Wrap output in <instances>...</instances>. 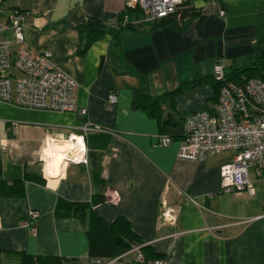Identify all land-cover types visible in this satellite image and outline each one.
<instances>
[{
	"label": "crops",
	"instance_id": "1",
	"mask_svg": "<svg viewBox=\"0 0 264 264\" xmlns=\"http://www.w3.org/2000/svg\"><path fill=\"white\" fill-rule=\"evenodd\" d=\"M188 2L200 19L115 31L124 0H1L0 20L11 10L26 12L25 44L48 50L54 68L75 81L85 114L0 102L8 134L0 137V264H103L88 254L94 217L123 220L161 264H264V182L250 169L252 195L219 192V166L233 152L176 158L185 115L215 101L213 63L230 70L264 39V0ZM89 18L114 32L82 50L79 27ZM110 92L115 103L107 101ZM86 121L111 132L83 135L85 164L63 160L48 171L39 158L48 139L80 135ZM163 134L167 145L159 144ZM162 201L176 210L173 224L161 220ZM29 211L37 212L33 231L20 226ZM117 257V264H131L134 252Z\"/></svg>",
	"mask_w": 264,
	"mask_h": 264
},
{
	"label": "built area",
	"instance_id": "2",
	"mask_svg": "<svg viewBox=\"0 0 264 264\" xmlns=\"http://www.w3.org/2000/svg\"><path fill=\"white\" fill-rule=\"evenodd\" d=\"M180 2L181 0H124L123 8L125 10L137 6L141 18L132 22H148L173 13ZM25 15L26 12L11 10L4 20H0V33L5 30L13 33V41L0 38V102L27 109L74 111L84 115L85 109L76 105L75 81L54 68L48 50L37 51L25 44L22 33ZM217 15H224L223 8H218ZM127 21L128 18L124 15L122 23ZM12 43L16 45L14 49L11 48ZM10 67L16 69L17 76L9 70ZM212 74L220 82L215 101L208 109L192 110L185 115L176 158L199 161L209 153L231 151L233 157L219 166V192L252 195L254 189L249 179V170L264 182V79L251 77L243 82L225 81L224 67L219 62L213 63ZM107 101L116 102L113 92L108 93ZM79 131L80 135L77 136L82 142L81 153L75 158L67 155L65 162H87L83 142V135L87 132H111L109 128L89 121L82 124ZM72 136L55 140L70 139ZM158 139L160 145L170 142V137L166 134L158 135ZM0 149L4 150L5 145L1 144ZM108 199L117 201L118 195L113 192ZM161 206V220L173 224L176 220L175 208L166 205L164 201ZM36 216L37 212L29 211L20 226L33 231ZM128 251L134 252V260L142 258L139 245L132 246ZM118 258H110L103 264H112ZM93 261L101 264L98 259ZM153 264H161V261L154 260Z\"/></svg>",
	"mask_w": 264,
	"mask_h": 264
},
{
	"label": "trees",
	"instance_id": "3",
	"mask_svg": "<svg viewBox=\"0 0 264 264\" xmlns=\"http://www.w3.org/2000/svg\"><path fill=\"white\" fill-rule=\"evenodd\" d=\"M130 11H135L139 17L128 19L127 22L122 23L124 15H127ZM196 16L198 17V19H200L201 13L197 12L194 8L189 7L188 0H181L180 4L176 6L175 11L163 18H158L148 22L145 21L132 22V20L141 18L140 10L136 6L132 9L127 8L121 12L119 21L117 22V25L115 26L114 30L118 31L121 30L122 28H128V27L135 28L142 24L154 25L166 19L170 20L174 26L180 27V25H182L185 20H190L191 18H194ZM114 30L106 29L102 27L99 20L94 18H89L85 25L79 27V34L81 36V39L83 40L82 50L85 47H87L92 41L96 40L101 35H103L104 32L106 31L114 32ZM263 45H264V39L260 40L259 44L255 46V49L251 54L256 56L258 53H261L264 50ZM244 69L247 68H240V66L233 67L230 70H225L224 68V80L233 81V82H243L251 77H259L264 79V74L263 75L257 74L256 76L251 75L242 79L240 77V72H242ZM202 80H207V79L204 77L197 79L193 82H198ZM210 81L215 86L217 92L220 82L214 78L213 74H211ZM164 95L167 94L158 96L156 100L162 99ZM79 208H81V206H78V209ZM131 235H132L131 232L129 231L126 223L123 220H116L110 224H105L99 218L94 217L90 221V225L87 233L88 254L91 258H102L103 260H108L110 258L117 257L120 254H123L126 251L130 250L132 246L139 245L133 241ZM146 247L147 246L139 245V252L142 258L139 261L133 260L131 264H153V261L154 259L157 258V256L153 253L152 256L149 258L144 253ZM118 260L119 258L112 264H117ZM149 261L152 262L147 263Z\"/></svg>",
	"mask_w": 264,
	"mask_h": 264
},
{
	"label": "bare ground",
	"instance_id": "4",
	"mask_svg": "<svg viewBox=\"0 0 264 264\" xmlns=\"http://www.w3.org/2000/svg\"><path fill=\"white\" fill-rule=\"evenodd\" d=\"M81 150V138L77 135L70 137V139L58 141L53 139L46 142L39 158L45 162L46 169L49 171L65 160L67 155L73 158L77 157L81 153Z\"/></svg>",
	"mask_w": 264,
	"mask_h": 264
},
{
	"label": "rangeland",
	"instance_id": "5",
	"mask_svg": "<svg viewBox=\"0 0 264 264\" xmlns=\"http://www.w3.org/2000/svg\"><path fill=\"white\" fill-rule=\"evenodd\" d=\"M11 33L10 31H3L0 33V38H4V37H10ZM10 39V38H9ZM16 47V45L14 43L11 44V48L14 49ZM264 47V45H263ZM240 66V68H247L244 69L242 72H240V77L243 79L247 76H251L254 75L256 76L257 74H264V50L261 53H258L256 56L249 54L247 55L242 61L237 62V66ZM234 66H232L231 68H233ZM250 67V68H249ZM9 70L13 71V73L17 76L18 72L16 71L15 68L10 67ZM226 70V69H225ZM12 83L14 82L13 78H11ZM174 127V126H173ZM170 126V128H173ZM176 128V126H175ZM8 134H6V132H4L3 127H0V137H4L7 136ZM49 141V140H48ZM3 151H1L0 149V154H2ZM232 152L228 151V152H223L221 153V155H223L224 157L229 158L231 156ZM42 162L40 161L39 163H37V166L39 169L42 168ZM121 261H125L124 259H122Z\"/></svg>",
	"mask_w": 264,
	"mask_h": 264
}]
</instances>
